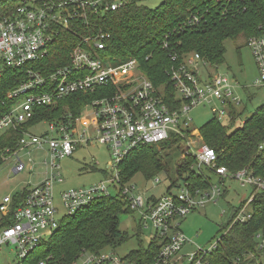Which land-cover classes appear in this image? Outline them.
I'll return each mask as SVG.
<instances>
[{
    "label": "built area",
    "instance_id": "1",
    "mask_svg": "<svg viewBox=\"0 0 264 264\" xmlns=\"http://www.w3.org/2000/svg\"><path fill=\"white\" fill-rule=\"evenodd\" d=\"M10 1L17 5L9 16L0 20V76L4 69H23L24 78L6 93L8 104L0 117V140L8 131L17 132L20 136L14 151L7 148L15 156L11 170L14 175L34 169L33 163L28 168L18 157V152L28 148L42 151L46 147L49 162L45 178L39 184L23 187L18 193L0 199V250L13 248L12 264H24L57 230L60 222L57 220L54 184L62 183L57 162L71 157L80 147L99 144L108 147L111 156L107 169L115 174L97 185L63 191L60 202L64 217L74 215L99 196L110 195V190L118 186L117 192L127 202L130 211L136 212L138 220L144 225L150 224L155 232L157 243H153L158 249L152 264H213L210 257L221 240L209 248L197 247L183 254L187 240L179 229L180 220L208 203L222 199L225 182L234 181L248 187L251 194L233 217L231 227L249 222L254 215V203L258 198H264V174L260 175L250 167L231 172L228 167L218 165L219 156L202 143L199 131L192 129L189 114L195 107L203 105L210 108L216 120L227 118L232 121V111L241 103L236 96L239 85L219 75L217 70L205 69L207 66L203 61L192 55L182 64L165 71L176 99L181 102L177 109H170L159 90L140 71L136 59L108 63L100 57L98 52L105 48L109 37L100 32L85 37L70 52L68 64L43 74L35 70L33 64L48 55L49 46L59 29L68 28L76 19L86 22L87 10L94 14L115 11L126 0H115L112 4L104 3V0H64L59 3L51 0ZM247 41L257 67L253 86L264 87V33ZM98 89L104 91L86 106L92 110L91 118L81 117L87 110L84 109L77 118L68 113L59 120L47 121V134L43 138L31 135L28 132L31 127L24 128L33 119L36 108L55 106L65 97L76 94L93 95ZM193 137L194 141L191 140ZM176 138L181 139L184 147L182 158L194 160L190 170L195 166L198 168L199 173H194V176L202 178L207 183L206 187L194 185L187 175L178 195L146 199L133 186H127L128 183L121 185L118 165L133 149L138 146L157 147ZM263 149L264 144L259 147V150ZM202 168L215 177L214 182ZM154 183H160V179L156 178ZM20 194L22 198H19ZM249 206L251 212L246 213ZM254 241L252 252L234 257L229 264H262L264 230L255 234ZM37 264L48 263L40 260ZM71 264L136 262L118 256L111 247H107L98 252L83 251Z\"/></svg>",
    "mask_w": 264,
    "mask_h": 264
},
{
    "label": "trees",
    "instance_id": "2",
    "mask_svg": "<svg viewBox=\"0 0 264 264\" xmlns=\"http://www.w3.org/2000/svg\"><path fill=\"white\" fill-rule=\"evenodd\" d=\"M51 1L59 3L64 0ZM114 1L104 0V3L112 4ZM139 1L126 0L115 11H98L94 14L87 10L86 22L76 19L68 28L57 31L48 55L34 63L33 68L48 74L68 64L70 52L81 43L77 35L88 37L104 33L109 37L105 48L98 52L100 57L113 62L136 59L140 71L159 90L168 107L177 109L181 102L176 99L172 84L165 75L166 70L196 55L205 66L216 71L224 62L225 40L243 38L246 41L264 33L263 0H162L156 9L139 5ZM16 5L13 3L4 8L0 20L9 16ZM23 78V69L3 70L0 76V117L8 104L6 93ZM102 91L104 89H98L93 95L68 96L55 106L36 108L33 119L24 128L41 121L59 120L68 113L77 118L87 103ZM232 112V121H235L239 116ZM199 134L205 145L219 156L218 165L228 167L231 172L250 167L256 169V173L264 174V149L259 150L260 145L264 144V107L234 131H228L216 120H211L199 129ZM19 138L17 132L8 131L0 140V150L9 148L14 151ZM181 144V139L176 138L157 147L138 146L133 149L118 165L121 185L127 184L136 173H141L146 179L161 171L167 174V166L170 165L181 180L184 179L181 174L185 172L194 185L206 187L207 183L195 177L190 170L193 159L185 164L163 162L169 155H163L158 148L165 150ZM178 149L179 146L176 151ZM18 196L22 198V194ZM253 207L254 215L249 222L233 225L225 233L221 240L223 243L210 257L213 264H229L234 257L254 250V236L264 230V198H258ZM127 211L131 212L118 192L95 198L74 215L64 217L57 230L40 244L24 264H37L40 260L48 264H71L83 251L98 252L118 246L127 240V235L118 229V217ZM157 249L152 243L147 249L132 253L129 259L136 264H152Z\"/></svg>",
    "mask_w": 264,
    "mask_h": 264
},
{
    "label": "rangeland",
    "instance_id": "3",
    "mask_svg": "<svg viewBox=\"0 0 264 264\" xmlns=\"http://www.w3.org/2000/svg\"><path fill=\"white\" fill-rule=\"evenodd\" d=\"M13 3L15 2H11L10 0L0 1V13L4 8ZM161 3L162 0L139 1V5L148 9H156ZM77 37L81 41L85 38L79 35ZM223 47L225 50L224 62L217 68V73L233 80L240 87L236 90V96L241 100V103L235 110L239 118L235 121H229L227 118L218 121L208 106L199 105L189 114L192 129L196 131H199L204 124L211 120H216L222 127L228 129V131H234L259 108L264 107V87L253 86V82L257 76V67L248 41H245L243 38H237L235 40L227 39L223 42ZM105 61L112 63L111 60L106 59ZM201 67L204 68L202 65ZM205 69L214 71L209 66ZM86 106L82 110H87L82 112L81 117L91 118L92 110L86 108ZM47 123V121L38 122L36 125H32L28 129V132L31 135L43 138L47 134ZM195 136L198 137V135ZM191 140L194 141L195 137L191 138ZM202 143L205 144L203 140ZM178 146L179 149L176 151ZM178 146L173 145L170 149L165 150L161 149L162 147L158 148L163 155H169L168 158L165 157L163 162L166 161V164L183 162L185 164V162L192 160V158L185 159L189 157L182 159L184 147L183 144ZM1 147L2 145L0 144ZM10 151L7 148H3L0 152V199L6 195L18 193L23 187H33L39 184L45 178L46 164L49 162L46 147L42 151L28 148L22 152H18V157L28 168L33 163L34 169L32 171L26 169L20 174L14 175L11 173V170L15 165V156L11 155L12 151ZM110 156L108 147L92 144L78 148L71 157L61 159L57 162L60 166L62 180V183L54 184V201L58 209L57 220L59 222L64 218L60 194L63 191L84 189L109 180L115 174L107 169ZM175 171L172 166L168 165L167 174L161 171L150 179H146L141 173H136L128 181L127 186H133L146 199H159L167 194L172 196L178 195L182 180ZM191 171L196 174L199 173L196 166ZM202 171L213 182L215 181V177L211 176L209 172H205L204 168H202ZM181 175L182 178L187 176L185 172ZM156 178L160 179V183H154ZM172 183H174V186ZM224 188V197L222 199L217 200L216 203H208L204 208L197 209L180 220L179 229L187 240V244L182 250L183 254L191 252L197 247L209 248L217 240H222L223 235L231 227L233 217L251 194V190L248 187L241 186L234 181H226ZM118 189V186H116L115 190L111 189L110 195H114ZM250 212L251 207L249 206L246 209V213ZM118 219L119 231L127 235L125 242L112 247V250L118 256L129 258L132 253L147 249L153 242L157 243L155 241L156 235L151 225L141 223L138 220V214L136 212L127 211L125 214L119 215ZM221 243L223 242L221 241ZM12 249L11 247L1 248L0 264H12ZM262 264H264V259H262Z\"/></svg>",
    "mask_w": 264,
    "mask_h": 264
}]
</instances>
